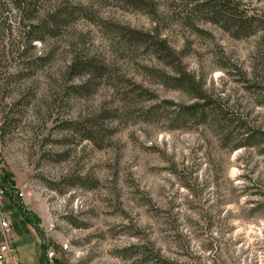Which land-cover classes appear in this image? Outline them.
<instances>
[{"label":"rangeland","instance_id":"rangeland-1","mask_svg":"<svg viewBox=\"0 0 264 264\" xmlns=\"http://www.w3.org/2000/svg\"><path fill=\"white\" fill-rule=\"evenodd\" d=\"M145 1L0 0V210L19 264H264V31ZM232 1L264 20V0ZM62 4L85 14L29 41ZM118 27L164 39L226 122L180 118L191 97ZM80 59L95 71L71 76ZM245 126L254 143L231 148Z\"/></svg>","mask_w":264,"mask_h":264},{"label":"trees","instance_id":"trees-1","mask_svg":"<svg viewBox=\"0 0 264 264\" xmlns=\"http://www.w3.org/2000/svg\"><path fill=\"white\" fill-rule=\"evenodd\" d=\"M14 2L15 8L19 13H24L26 9L34 7V3H26V0H11ZM29 1V0H28ZM38 1V0H30ZM121 3L142 8L146 5L145 0H118ZM197 3V8L206 13L207 20L219 24L224 30L228 31L232 37L241 38L247 37L260 29L264 31V20H258L252 15L238 11L237 2L232 0H194ZM31 11H29L30 13ZM84 7L80 4H73L67 6L62 4L54 11L47 14L44 20L36 23H29L27 25V39L29 41L42 38V34L47 33L54 35L59 27L65 26L73 22L78 16H83L85 13ZM31 16L33 13H30ZM30 19V17H28ZM125 29V30H124ZM120 36L125 38L129 44L141 47L148 51L158 62L168 67V71H155L156 78L159 79L161 85L178 89L191 97L192 102L188 105L182 106L178 115L182 119L196 120V122L204 123L209 117L215 120V125H221L226 122L227 113L224 114L223 107H214L209 95L206 93L202 83L195 77V75L188 71L182 64L181 57L177 55L173 49L166 43L164 39L157 36L156 33L141 32L134 29L118 27ZM123 38V39H124ZM95 71L91 65L90 59L73 60L68 66V73L73 75H82L84 72L90 74ZM214 102V101H213ZM239 119L229 118V121ZM242 121L239 125L242 128ZM244 132L238 133L242 140H237L231 146L236 148L243 145H252L259 133L250 130L248 127H243Z\"/></svg>","mask_w":264,"mask_h":264},{"label":"built area","instance_id":"built-area-1","mask_svg":"<svg viewBox=\"0 0 264 264\" xmlns=\"http://www.w3.org/2000/svg\"><path fill=\"white\" fill-rule=\"evenodd\" d=\"M3 189L0 187V198L3 196ZM0 264H19L17 247L14 243V234L11 231L9 220L0 210ZM65 248L67 245H62ZM52 255V252L49 253Z\"/></svg>","mask_w":264,"mask_h":264}]
</instances>
